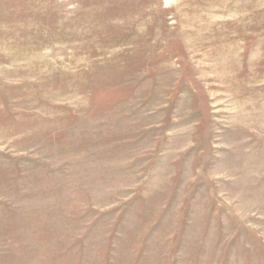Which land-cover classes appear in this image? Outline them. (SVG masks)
Listing matches in <instances>:
<instances>
[{"label": "rangeland", "instance_id": "rangeland-1", "mask_svg": "<svg viewBox=\"0 0 264 264\" xmlns=\"http://www.w3.org/2000/svg\"><path fill=\"white\" fill-rule=\"evenodd\" d=\"M0 264H264V0H0Z\"/></svg>", "mask_w": 264, "mask_h": 264}]
</instances>
